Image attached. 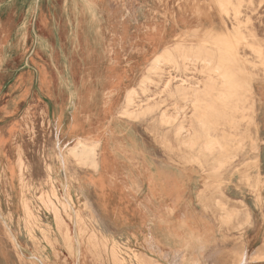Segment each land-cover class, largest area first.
<instances>
[{
	"label": "rangeland",
	"instance_id": "rangeland-1",
	"mask_svg": "<svg viewBox=\"0 0 264 264\" xmlns=\"http://www.w3.org/2000/svg\"><path fill=\"white\" fill-rule=\"evenodd\" d=\"M3 5L0 109L12 98L16 106L4 119L0 117V141L4 161L17 171L14 185L6 186L0 163V252L4 261L186 264L183 255L193 250L201 253L198 264H264V0H4ZM85 6L89 13L95 11V27H88L84 16L80 24L75 18V12ZM180 17L185 22L182 27ZM176 46L184 53L190 47L200 50L206 46L215 52L240 54L242 61L235 73L239 96L231 100L232 104L219 106L218 114L205 113L204 119L207 128L231 119L243 130L250 124L255 131L246 130L239 143L249 150L251 140L257 139V158L250 160L243 151L233 150L228 155L236 158L214 173L212 169L221 155L214 153L215 159L189 152L174 142L168 144L156 113L134 128L145 145L146 153L140 157L146 155L155 164L163 162L171 169L191 170L195 180L192 196L180 197L177 193L168 201L156 199L153 204L161 205L155 208L144 191L130 195L121 181L115 139L109 131L104 133L108 145L100 152L98 172L81 179L82 170L67 156L78 136L93 140L90 134L82 135L88 130L82 122L81 131L70 133L68 129L79 94L84 93L88 101L84 116H90L92 128L100 130L99 126L121 107L127 88L137 89L139 100L154 103L161 101L164 72L171 71L175 81L204 82L205 70L199 65L183 66L175 52L177 64L162 60L161 82L152 77V83H145L146 93H141L138 83L147 75L149 63L165 49ZM86 51L93 56L89 66L102 71L100 78L83 76L84 64L77 58L69 64V55H85ZM72 68L77 72L74 75ZM247 84L252 86V93ZM60 103L63 133L55 128L54 121V109L57 111ZM170 105V113L175 114L173 101ZM178 106L185 108L183 102ZM101 110H108V115L101 116ZM185 113L190 115L187 110ZM114 122L109 128L112 131L119 124ZM120 131L126 140L129 130ZM175 189L179 192L181 186ZM200 190L205 192L202 200L197 198ZM24 200L32 219L24 214ZM163 203L181 205L172 213L163 210ZM145 204L155 214L164 215L161 223L166 221V226L185 214L188 228L197 236L201 234L199 248L195 244L191 249L190 243L174 240L173 236H183L178 228H174V234L161 233L159 226L144 215ZM227 212L233 214L231 220H225ZM73 214L78 222L68 219ZM92 215L97 224L92 223Z\"/></svg>",
	"mask_w": 264,
	"mask_h": 264
},
{
	"label": "bare ground",
	"instance_id": "bare-ground-1",
	"mask_svg": "<svg viewBox=\"0 0 264 264\" xmlns=\"http://www.w3.org/2000/svg\"><path fill=\"white\" fill-rule=\"evenodd\" d=\"M84 8L86 9V11L84 10ZM84 8L83 7L80 8V11H78V13L75 12L76 14L75 18L76 20H78V24L82 22V17L84 16L85 17L84 20L87 21L88 23L87 26L88 27L90 25L94 26L96 21L95 11H93L92 14L87 11L86 6ZM80 27L82 28L81 25ZM94 27H93V32L96 33ZM238 29H235L233 32L235 34H238ZM196 31L198 30L196 29ZM228 48L231 49V47ZM218 51L219 50L215 52L213 48H208L206 46H202L200 50L197 48L195 49L190 47L189 51L185 53L182 52V48L180 46H176L175 48L172 49H165L161 55L156 56L149 63L150 65L147 68V73H146L147 75L143 76L140 83H138L139 89L142 94L146 93L145 83L149 80L152 83L153 81L151 80L152 77L156 76L159 82H161L162 70L159 64L162 60H165V62L166 61L172 62L174 65L177 64L174 61L175 52L178 53V58L181 59L183 66H185L186 64L192 66L199 65L203 68V70H205L204 73L207 74V78L204 80V82L190 84L187 83V81L185 80L179 79L177 80L178 81L177 83V81H175L176 78L170 74L171 71L164 72L163 73L164 78L161 82V91H160L161 101H157L154 103H151L152 101L149 99L143 101L139 100L138 98L139 94L136 91L137 89L127 88L122 97L123 99L120 105L121 107L115 112L114 116H111V118H107V121L103 124V126H99L100 130L92 128V125H90L91 122L90 116L85 117L86 114L83 113V109L86 106L84 104L87 103L88 101L86 100V96L84 95V93L83 94L80 93L78 97L79 98L78 104L76 107H74V110L72 111V120L68 129L70 133L81 131L82 127L80 123L82 122V124L87 125V129H88L87 131L82 132V135L87 133L88 135L90 134L91 137H93L92 138L93 140L90 138L92 140L91 143L87 141L88 139L86 140L85 138L78 136L76 138V144L72 148H69L67 151V156L73 161L75 167L79 168V170L80 169L82 170V174L80 178L84 179V177H86L87 175H93L98 172V169L102 164L101 163L102 160L100 162L98 161L100 152L108 145L107 144L108 140L104 136V133L106 131H109L108 135H110V137L115 139V143H114V147H115L114 150L116 151L115 160L118 164H119L118 161L121 162L119 165L121 168V175L123 176L122 183L124 184V188L133 191L135 194H141L144 189L143 185L147 183L149 186H147L148 188H145L146 190L145 193H147L148 195L147 197L149 198V201L152 204L155 202L154 195L155 193L158 192L161 194V200L163 201L165 200L168 201L170 198L177 195V193L179 194L177 196L180 197L181 195L192 196V190L194 187L195 180H194L193 172L191 170H187L186 168H180L177 170L171 169L170 167H168L169 165H166L163 162L162 163L158 162L157 164H154V161L151 160L150 158H147L146 155L145 157H140V155L142 154L144 155V153H146L145 145L143 141L139 139L134 128L136 127V124H140L144 122L145 119L149 116L154 117L156 113L158 116V121L160 122L161 126L165 128V130L163 129L161 130L162 137L165 139V141L168 144H172V142H174L177 145L187 148L189 152L201 153L204 154V156H208V157L211 156L215 159L217 157L214 156V153L216 154V156L221 155L222 158L218 159L219 158L218 157L216 159L217 166L212 169V172L214 173L217 172L219 169H221L225 163L236 158V156L234 155L233 156L228 155V152H231L233 150L239 149L243 151L244 157L246 156L250 158V160H255L257 158V153H258L257 139L251 140L249 150H245L246 147L245 146L241 147L239 143V138L241 137L242 133H245L246 130L255 131L254 129H250L251 128L250 124L247 125L243 130V127L239 122L235 121L234 119H231L230 122L228 123L224 122L223 124H216V126H211L208 128L206 127L205 119H204L205 113L213 114V115L218 114L219 106L230 105L232 104L231 100H233L234 98L236 99V97L239 96V93L237 92L239 86L237 85V80L235 79V73L238 64L242 61V57H240V54H238L236 51L235 53H227L223 51L218 52ZM69 56H70L69 64H72L70 63V61L76 58L78 60H81V62L84 64L83 70L81 71V74L83 76L85 74H94L95 77L100 78V74L102 71L94 69L88 64L93 58L90 52L86 51L85 55L77 54L76 56H74L72 53ZM71 73L73 75L77 73L75 71V68L71 69ZM246 88L247 90H249L250 93H252L251 91H253V89L251 85L247 84ZM172 101H173L172 106L174 107L173 110L175 111V114L170 113V109H169L171 106L170 103ZM179 102H183L185 108L178 106ZM59 109H60L59 113L62 114L61 103L59 104ZM185 110L189 111L190 113L189 116L188 113L187 114L185 113ZM105 113L108 115L109 111L108 110L100 111L101 116ZM81 116L83 117L81 118ZM114 121L116 122L118 121L119 124L117 125L116 130L112 131L109 128L111 127V125H114L115 123ZM57 123L59 122H55V127L57 126ZM60 124L63 125V123ZM124 129L129 130L128 138H126V140L122 139L123 135H122V131H120ZM96 130L99 133H95ZM102 134L104 137L103 136L99 137V135ZM223 147L229 148V150H223ZM246 152H251L255 156L254 157L248 156L249 154ZM139 157L141 159H139ZM136 162L138 163L137 164L138 168L135 169L134 165ZM255 166H257V164ZM177 172L179 173V176ZM205 174L208 175V173ZM176 185L181 186L179 192L175 189ZM204 193L205 192L202 190H200L197 193L198 200L200 198L201 200L203 199ZM144 196L146 195L144 194ZM23 204H24L23 210L25 216L28 219H32L33 215L31 213L30 207L27 205L25 200ZM160 205L161 203H157L154 205V207L158 208ZM179 205L181 204L175 203L174 205L169 206V204L163 203V210L165 211L167 209L168 211H172L173 213L179 207ZM86 207L88 210H90L88 204H86ZM153 213L154 211L151 208L148 209V206L145 204L144 215L147 218H149L148 220L151 223H154L155 225L159 226V228L161 229V233L174 234L176 233L174 228H178L182 232L183 236L182 238L181 237L177 238L173 236L172 238H174V240L180 242L186 241L190 243L191 249L195 244L197 245V248H199V242H200L199 238L201 234L197 236L198 234L197 235L194 234V231L188 228L189 227L187 225L188 221L185 214L182 213V217L178 221H175L173 219L171 220L173 224H170V226H166L165 223L166 221L161 223V220L162 221L165 220L164 215L163 214L157 215ZM232 216L233 214H229V213L226 214L225 220H231ZM68 219L71 222L73 221V219H75V221L78 222L74 214L73 217L69 216ZM91 221L92 223L97 224V219L93 215L91 217ZM28 233L30 232L28 231ZM115 243H114V247L116 245ZM114 252L115 254L117 253L116 250ZM78 254L80 255V252H78ZM200 255L201 253L196 254L192 250L190 253H186L185 255H183V259H185L184 261L186 262V264L188 263L198 264L199 263L198 258ZM5 263L8 264L7 261H5ZM238 264H242V262L241 263L239 262Z\"/></svg>",
	"mask_w": 264,
	"mask_h": 264
},
{
	"label": "crops",
	"instance_id": "crops-1",
	"mask_svg": "<svg viewBox=\"0 0 264 264\" xmlns=\"http://www.w3.org/2000/svg\"><path fill=\"white\" fill-rule=\"evenodd\" d=\"M3 3H4V0H0V21H1L2 15L4 14V10H5V5H3ZM183 22H184L183 18L180 17L179 18V26L182 27L185 23V22L184 23ZM15 106H16V99L12 98L9 102H7L5 104V106H3L4 108L2 110L0 109V117L2 119H4L3 116H5L8 113V110H10V109L14 110ZM59 111H60V109H59V104H58L57 111L54 109V121L59 122V123H57V126L55 128L63 133V131H64L63 125L60 124V123H63V121L61 120L62 114H60ZM2 152H3V145H2V142L0 141V163L3 164L2 170H3V176L5 177L4 185L12 186V185H14L15 179L17 177V171L15 170L14 166L11 163L4 161V159L2 157ZM115 153H116V151H115ZM118 162H119V164L121 163L120 161H118ZM19 171H20V174H19ZM18 179H19V182L21 184L23 182L22 173H21V166L18 167ZM143 186H144V190H143L144 194L146 196H148L147 193H145L146 192L145 188H148L147 186H149V185L147 183H145ZM127 191L129 192L130 195L136 196V194L133 191H131V190H127ZM156 199H161V194L159 192L155 193V195H154V200H156ZM1 214H2V210L0 208V219H1ZM0 250H1V247H0ZM0 264H6L5 261L3 260L1 252H0Z\"/></svg>",
	"mask_w": 264,
	"mask_h": 264
}]
</instances>
